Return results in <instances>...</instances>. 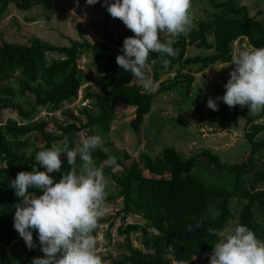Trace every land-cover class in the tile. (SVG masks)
I'll list each match as a JSON object with an SVG mask.
<instances>
[{"label":"trees","instance_id":"1","mask_svg":"<svg viewBox=\"0 0 264 264\" xmlns=\"http://www.w3.org/2000/svg\"><path fill=\"white\" fill-rule=\"evenodd\" d=\"M209 1L215 10L212 17L198 22L187 37H179L173 45L179 52L176 57L168 58L171 61L169 67L158 64L150 73L159 83L155 94L145 93L135 78L116 63V56L123 54V41L132 36L131 33L113 36L105 29L101 42L70 40L68 46H55L39 38H33L28 45L1 42L0 112L14 110L18 118L0 122V264H31L33 258L44 255L38 231L33 230L36 247L30 250L13 226L15 205L21 198L15 195L12 181L19 172H30L34 166L44 170L36 164L37 152L54 146L68 145L70 149L80 146L79 133L83 130L99 131L103 137L106 136L118 103L134 108V118L129 125L138 133L158 94L171 90L178 83H188L189 86L193 82V74L218 63L231 62L234 42L245 38L252 49L264 47V20L250 16L246 8L237 6L234 0L221 3ZM9 3H14L20 10L35 5L46 10L52 7V0H0V16ZM208 33H212L213 43L207 41ZM191 45L213 50V53L187 57L186 48ZM49 54L57 57L49 61ZM82 56L94 66L95 80L102 87L101 91L86 93V99L93 101L80 107L78 114L62 112L67 107L65 105L77 100L80 87L87 82L78 65ZM157 56L156 53L150 54V58ZM175 66L179 67V72L173 80L160 81L161 75L172 71ZM194 66L196 68L193 69ZM182 69L188 72H180ZM29 95L32 101L28 100ZM17 98L22 100L21 104L16 102ZM37 108H46L52 113L61 111L67 120L62 124L56 120H33ZM50 126L58 134H53ZM262 133L264 123L249 120L244 138L250 144V152L241 161L230 165L222 163L209 150L185 159L174 147H164L159 157L153 159L149 154L141 153L138 162L130 164H125L130 158L127 153L119 160L112 150L105 152L100 146L94 150L92 156L96 167L112 163L122 169L119 174L111 167L103 170L105 177L110 178L116 188L115 194L107 197L106 201L120 200L117 215L122 214L123 221L129 215L139 216L144 221L143 224L118 227V234L125 235V238L131 233H139L142 249H135L128 242L127 254L118 262L109 264H180L196 256H210L213 246L234 217L229 208L232 198H238L242 204L237 216L238 225H246L258 239L264 241L263 227L255 218V212L264 218V189L258 188L264 181V163L255 170L256 153L264 148V136L258 137ZM61 160V171L51 174L54 182L59 181L63 172L70 170L66 155L62 154ZM205 165L226 171L227 180L218 187L207 185L194 173L195 169ZM144 171L159 178L145 177ZM251 172L252 177L246 184L243 177ZM165 175L168 177L165 178ZM29 191L37 196L42 194L36 189ZM217 211L220 215L212 219ZM202 217L206 218L203 226L196 228V222ZM106 221L101 218L94 236ZM189 224L193 225V231L187 230ZM112 225L111 222L109 226ZM209 228L215 229L219 235H210ZM169 246L175 250L171 254L167 251Z\"/></svg>","mask_w":264,"mask_h":264},{"label":"rangeland","instance_id":"2","mask_svg":"<svg viewBox=\"0 0 264 264\" xmlns=\"http://www.w3.org/2000/svg\"><path fill=\"white\" fill-rule=\"evenodd\" d=\"M213 1L221 3L225 0ZM109 2H114V0H109ZM234 2L237 6H244L247 9L252 5L249 9L250 16L264 20L263 15L256 14L260 8H264V0H234ZM103 5L104 0H99L95 5H87L86 0H79V6H77V0L72 1V3L70 0L67 2L65 0V3L64 0H52L50 10L38 5L20 10L14 3H10L4 11V15L0 16V44L5 41L28 45L36 37L55 46H68L69 41L74 38L77 41L86 40L79 32L82 22L94 27L92 34L88 37L90 43L103 41L105 29L109 30L113 36H124L125 33L133 34L123 23L110 17ZM69 10H73L74 15H70ZM214 12V7L209 0H192L194 28L197 27L198 22L209 20ZM33 21L35 23H32ZM165 38L166 34H161V39ZM245 40L241 39L233 43V56L243 50H254ZM207 41L214 42L212 33L207 34ZM211 53L213 50L196 48L191 45L186 48L185 55L187 57H203ZM54 57L57 56L54 54L47 56L49 61ZM230 63L215 64L206 70L193 74L194 78L191 85L188 86V83L184 82L178 83L171 90L158 94L152 101L149 113L144 116L138 133L129 125L134 118V108L118 103L109 133L103 137L99 131L83 130L79 133V144L88 136L98 135L103 141L100 147L105 152L114 151L119 160L122 159L124 153L130 155L125 164L138 162L141 153H147L155 159L160 156L164 147H174L185 159L203 150H209L224 164L230 165L241 161L250 152V144L244 138L247 123L249 120L264 123V113L262 111L258 115H251L248 114L247 107L241 108L239 105L229 109L222 100L216 101L219 106L218 111H213L207 106L209 98L216 99L224 95V85L230 78V72L234 67L229 65ZM78 65L85 73L87 82L80 87L77 101L80 97L83 99L82 101H87L86 93H97L101 91L102 87L96 83V72L88 58L82 56L78 60ZM178 68L175 66L172 71H166L161 75L160 81H172L179 72ZM180 72L186 73L188 71L182 69ZM27 98L29 101L33 100L30 95ZM77 101L65 105L67 107H64L62 112L70 111L78 114L82 101ZM92 101L93 99H89L87 102ZM16 102L21 104L22 100L17 98ZM62 112L56 114V112L52 113L46 108H37L33 120L44 119L49 122L56 120L62 124L67 120V116L63 115ZM16 114L14 110H4L0 112V122H4L7 118H18ZM49 130L55 135L58 134L53 126H50ZM263 136L264 133L258 135V137ZM263 163L264 148L256 153L255 170ZM108 167H111L112 171L117 174L122 171L117 164L104 163L100 166L103 170ZM194 173L209 186L218 187L227 180L226 171L216 169L213 166L205 165L195 169ZM143 175L159 178L146 171L143 172ZM167 177L168 175H165V178ZM251 177L252 172L243 177L246 184L249 183ZM106 180L105 191L107 197H110L115 194L116 188L110 178H106ZM258 188L264 189V181L258 185ZM106 203L109 211L103 218L107 221L99 227L95 237L98 254L104 260V264H109L114 261L118 262L123 255L127 254L126 244L128 242L133 248L142 249L139 233H131L125 238V235L118 234V227L133 223L143 224L144 221L135 215H129L123 221V215H117L121 207L120 200L106 201ZM241 207L242 204L238 198L230 200L229 208L234 217L229 220L221 236L226 235L238 225L237 216ZM255 215L256 221L263 227L264 232V218L257 212ZM111 222L112 227L109 226ZM209 261L210 256H196L190 260V264H209Z\"/></svg>","mask_w":264,"mask_h":264},{"label":"clouds","instance_id":"3","mask_svg":"<svg viewBox=\"0 0 264 264\" xmlns=\"http://www.w3.org/2000/svg\"><path fill=\"white\" fill-rule=\"evenodd\" d=\"M98 2L86 0L87 5ZM103 6L134 34L124 39L123 54L116 56L117 65L130 73L145 93L155 94L159 83L149 73L158 64L169 67L168 58L176 57L179 52L173 45L194 28L192 0H104ZM161 34H166L163 41ZM151 53L158 54L157 58H150ZM229 65L234 67L224 85V95L209 98L207 106L218 111L216 101L222 100L229 109L239 105L247 107L248 114L258 115L264 111V47L239 52ZM102 143L100 136L93 135L75 148L64 145L41 150L36 153L35 161L44 170L34 166L30 172H19L12 181L15 195L21 198L15 205L14 229L30 250L36 247L33 230L38 231L44 253L33 258L31 264H104L93 235L109 211L107 180L92 156ZM62 154L66 155L70 170L54 182L51 174L61 171ZM30 189L42 194L37 196ZM219 215L217 211L211 218ZM205 219L198 220L195 227H202ZM187 230L193 231V225L189 224ZM208 232L219 235L213 228ZM167 251L171 254L175 250L169 246ZM209 264H264V241L246 225H237L215 243Z\"/></svg>","mask_w":264,"mask_h":264},{"label":"crops","instance_id":"4","mask_svg":"<svg viewBox=\"0 0 264 264\" xmlns=\"http://www.w3.org/2000/svg\"><path fill=\"white\" fill-rule=\"evenodd\" d=\"M71 1V3H72V1H74V0H70ZM66 2H67V0H66ZM81 2V1H80ZM64 3H65V0H64ZM10 4V3H9ZM250 6H252V5H250ZM250 6H249V9H250ZM244 7V6H243ZM246 8V7H245ZM7 9V8H6ZM249 9H247L246 8V10H247V12L249 13V15H250V10ZM263 10V11H262ZM260 11H262V12H260ZM69 13H70V15H74V12H73V10H69ZM256 14H258V15H263V19H264V8H260L259 10H258V12H256ZM255 14V15H256ZM4 15V14H3ZM257 16V15H256ZM253 17H255V16H253ZM256 18V17H255ZM82 22V21H81ZM94 22V21H93ZM32 23H35L34 21L32 22ZM31 23V24H32ZM95 23V22H94ZM82 25H81V28L79 29L80 31V35L82 36V37H84V38H86V40L87 41H89L88 40V37H90L89 35L90 34H92L91 32H92V29L94 30V27L92 26V25H90V24H87V25H85V24H83V22L81 23ZM96 24V23H95ZM38 28H40V25H38ZM95 35V34H94ZM36 38V37H35ZM40 39V38H39ZM75 39V38H74ZM74 39H72V40H74ZM245 39V38H244ZM246 41V40H245ZM236 42H238V41H236ZM141 132H142V128H141ZM177 152H179L178 150H177Z\"/></svg>","mask_w":264,"mask_h":264},{"label":"built area","instance_id":"5","mask_svg":"<svg viewBox=\"0 0 264 264\" xmlns=\"http://www.w3.org/2000/svg\"><path fill=\"white\" fill-rule=\"evenodd\" d=\"M172 78H173V77H172ZM82 100H83V99L80 97V98L78 99V101H77V100H76V101H77V102H80V101H82ZM87 101H88V100H87ZM87 101H86V100L82 101V102H81V104H82L81 107L87 106V104H88ZM79 108H80V107H79ZM59 112H61V111H57L56 114L59 113ZM74 113L76 114V112H74Z\"/></svg>","mask_w":264,"mask_h":264}]
</instances>
